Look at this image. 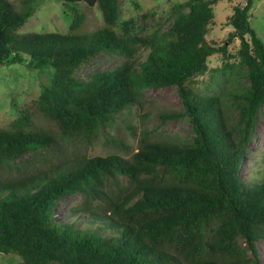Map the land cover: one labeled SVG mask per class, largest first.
<instances>
[{"label": "trees", "instance_id": "16d2710c", "mask_svg": "<svg viewBox=\"0 0 264 264\" xmlns=\"http://www.w3.org/2000/svg\"><path fill=\"white\" fill-rule=\"evenodd\" d=\"M122 1L63 0L74 12L67 32L22 33L30 0L21 9L0 0V66L53 70L37 99L0 128V254L14 253L20 264H264L257 246L264 239V173L252 180L242 170L264 106V40L250 23L254 0L236 4L228 17L226 42L239 40L236 57L249 80L236 94L235 122L218 97L201 96L188 81L206 70L210 55L231 56L225 41L206 36L215 1L175 5L167 30L149 38L134 31L133 19L119 21ZM94 8L102 24L88 30ZM141 44L148 53L136 65L131 59ZM99 53L129 60L78 78L76 70ZM167 86L183 100L178 114L191 122V140L143 133L129 158L43 159L61 141L93 144L147 89ZM75 194L81 204L59 218L58 201Z\"/></svg>", "mask_w": 264, "mask_h": 264}, {"label": "rangeland", "instance_id": "374dc122", "mask_svg": "<svg viewBox=\"0 0 264 264\" xmlns=\"http://www.w3.org/2000/svg\"><path fill=\"white\" fill-rule=\"evenodd\" d=\"M9 1L16 8L21 9L24 0ZM184 1L186 0H123L119 21L133 19L134 31L149 38L155 33L159 34L167 30L172 20L174 6ZM214 1L212 6L214 18L206 36L218 45H222L225 41L228 44V54L231 56L226 59L221 53L210 55L206 70L192 75L188 81L201 96L218 97L228 120L235 122L238 116L236 94L243 92L249 86V80L245 74L246 67L240 65L236 57L239 40L234 38L229 43L226 40L232 31L228 17L232 14L233 7L243 0ZM30 4V15L18 32L65 33L68 31L74 12L69 7V9L65 7L63 0H30ZM78 5L69 6L81 8ZM86 15V29L91 30L102 24L98 8L92 9ZM250 23L257 35L264 40V0H254L250 11ZM147 53L148 48L141 44L131 60L139 65L145 60ZM128 60L129 58L119 54L99 53L83 68L77 69L76 76L87 80L95 73L113 70ZM225 63L228 65H224ZM52 74L51 68L36 71L18 63L0 66V128L8 127L19 116L21 110L37 99L41 87L50 83ZM184 107L176 86L147 89L139 104L132 105L117 115V119L102 130L103 133L93 144L80 140L61 141L58 151L55 150L52 155H43V159L54 163L79 155L93 157L111 153L129 158L137 151L139 138L143 133L148 134L152 140L189 141L194 134L192 124L186 115L178 114L184 111ZM166 112L177 116L163 118ZM127 125L130 127L127 128ZM119 139L127 145V151L118 148ZM38 161L41 162V159ZM242 170L245 177L252 180L259 179L264 173V106L259 111L252 140L245 152ZM120 180L124 185L126 184L124 176H120ZM81 201V194L66 196L59 200L58 217L62 218L67 214L68 209L79 206ZM257 246L261 260L264 261V239L260 240ZM20 263L21 258L14 253L0 254V264Z\"/></svg>", "mask_w": 264, "mask_h": 264}]
</instances>
